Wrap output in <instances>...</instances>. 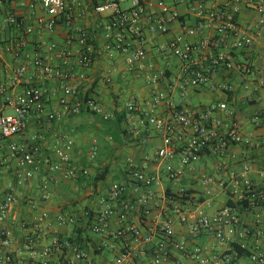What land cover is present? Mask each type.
Segmentation results:
<instances>
[{"label": "crops", "instance_id": "crops-1", "mask_svg": "<svg viewBox=\"0 0 264 264\" xmlns=\"http://www.w3.org/2000/svg\"><path fill=\"white\" fill-rule=\"evenodd\" d=\"M41 1L0 0V116L7 111L13 114L9 101L27 89L45 95L43 114H34L11 140L0 135V205L9 193L16 198L2 223L10 236L8 246L0 242V253H11L18 264L44 262L43 251L48 247L52 248L50 264L68 260L76 264H213L235 244L251 255H264V12L256 9L258 0H206L207 9L238 6L237 24L253 42L231 53L235 67L240 65L243 70H213L209 83L194 87L184 84L187 63L162 53L166 44L182 40L184 45L193 46L196 51L192 61L205 67L213 56L230 52V43L213 50L199 48L202 39L215 38L216 29L197 30L192 11L197 0L148 1L144 20L147 58L134 68L127 66L121 52L112 47L107 50L114 45L116 34L107 36L103 27L109 17L97 14L94 5L83 0L84 6H72L73 28L58 24L49 30L50 15ZM160 2L180 14L169 22L166 35L151 32L163 17ZM11 17L19 24L11 23ZM76 29H86L93 46L92 62L87 67L80 63L84 47ZM189 29L197 30L196 35L190 36ZM139 47L135 42L134 48ZM36 59H42L55 73L42 74L35 66ZM23 67L26 71L20 75ZM68 88L78 90L80 100H95L109 118L85 107L81 113L66 112L61 102L66 100L72 108L78 99L65 94ZM157 93L165 98L155 105ZM176 96L180 98L178 103L174 101ZM133 100L137 110L129 114L127 105ZM180 103L200 113L213 104L226 103L228 110H219L214 119L222 120L223 129L235 124L248 143L232 144L220 155L206 152L193 166L184 167L178 180L170 179L168 166L181 168L183 145L195 130L185 129L180 135L182 141L176 136L174 156L160 159L158 151L164 147V138L149 120L170 115ZM52 113L63 114L62 120L49 121ZM64 137L74 143L72 164L88 171L78 181L65 179L46 163L31 170L28 177L9 150L12 142L20 146L37 144L45 159L57 162L54 149ZM93 146L98 150L94 157ZM131 164L157 178L150 197L145 188L135 191V180L129 173ZM103 173L105 178L96 182ZM51 178L54 180L46 193L43 184ZM116 182L126 186L123 202L134 206L127 221L113 217L103 234L92 232L81 221L68 225L57 222L64 213L100 212L101 199L109 197ZM141 198L146 203L140 204ZM244 199L248 206L241 203ZM231 204L239 208V232L227 234L226 240L220 241L214 231H192L195 217L213 216ZM44 213L49 215V224L40 227ZM168 225L174 230L172 238L165 234ZM127 227L140 230L151 241H136L133 233L125 230ZM77 236H81L79 240ZM29 237L37 239L30 243ZM56 239L68 240L70 246L58 249L54 247ZM77 250L86 253L85 259H76ZM250 257H237L235 264H250Z\"/></svg>", "mask_w": 264, "mask_h": 264}, {"label": "built area", "instance_id": "built-area-1", "mask_svg": "<svg viewBox=\"0 0 264 264\" xmlns=\"http://www.w3.org/2000/svg\"><path fill=\"white\" fill-rule=\"evenodd\" d=\"M94 5V10L97 14L109 17V21L104 25L105 32L108 37H112L114 33V45L108 46L121 52L125 57V62L129 68L142 63L147 58L145 46L147 45V38L144 30V20L146 16L147 4L149 0H87ZM177 3H186L188 0H176ZM42 8L50 15V21L47 24L49 30H53L58 24H63L67 28H73V12L72 6H84L83 0H42ZM124 5H128L124 8ZM159 7L162 10L163 17L159 19L156 26L151 28L153 34L166 35L169 32L168 24L171 20L180 17L177 11H172L164 2H160ZM256 9L264 12V0H258L255 3ZM198 21V29L202 30L206 27H214L216 29V36L213 39H202L199 45L200 49L213 50L216 47H225L230 43V52L222 51L220 55L213 56L208 67L200 65V63L192 61V55L196 51L193 46L183 44L182 40L166 44L162 48V53L168 57H176L182 62L187 63V70L185 74V85L200 86L210 82V73L213 70H243V67L235 65L232 62L231 53L233 50L244 49L249 47L253 40L246 31H242L237 24V14L239 12L238 6L223 7L221 9H207L206 0H197V4L192 9ZM13 24H19L15 17L10 18ZM264 25V19L261 21ZM195 29H189L190 36L197 33ZM80 44L84 47V52L80 58V63L87 67L91 64V55L93 53V46L89 43V33L86 29H76ZM139 43L138 49L134 48V43ZM35 66L38 67L45 76H52L55 71L53 68L47 66L42 59L35 60ZM26 68L20 69L19 74L23 75ZM247 72L250 69L246 68ZM157 78V77H156ZM65 94L78 98V90L66 89ZM44 93L37 89H27L21 96L8 103L14 113L10 115L0 116V135L3 139L11 140L16 137L26 126L28 120L34 114H43L45 111ZM165 98L163 93H157L154 104L157 105ZM65 111L73 113H81L84 107L92 110L97 114H101L105 119V115L93 99L80 100L72 108L68 107L67 101L61 102ZM129 114L137 110V103L135 100L127 105ZM227 111L226 103H218L211 105L206 111L199 112L190 109L180 103L179 106L174 107L173 111L168 116L153 117L149 120L150 126L155 128L164 138V147L158 151L160 159L172 158L174 156L173 147L175 146V137L177 136L182 141L181 133L188 128H194L195 133L192 138L183 145V154L181 157V168L176 169L168 166L167 171L169 178L176 181L183 173L184 167L193 166L197 163L204 153L210 152L213 155H220L232 144L248 143L241 136L239 129L235 124L231 127L226 126L222 128V120L214 119V114L218 111ZM65 114V113H64ZM63 118L61 113H52L48 115L49 121L60 122ZM10 153L18 161V167L26 172L28 177H31V170H37L45 163L49 165L50 170L55 173H60L65 179L78 181L81 176L87 175V170H82L72 164V154L74 153V143L68 137L61 140V145L55 147L54 155L57 157V162H51L45 159L41 154L40 146L29 145L20 146L12 142L9 145ZM97 146L91 148L92 157L97 154ZM130 175L135 180V191L139 192L145 188L148 196L153 194V187L156 186L158 180L142 170H138L133 164L130 165ZM53 178L47 180L43 184V189L46 193L49 192L50 184ZM247 187L250 188V183L246 181ZM126 192V186L122 183L116 182L112 185L108 198L101 199L100 204L103 209L95 215H91L88 211L83 215L78 213H64L57 217V222L61 225L74 224L76 222H83L96 234H103L110 228L111 219L118 216L123 222L127 221L129 213L134 209L133 205L123 202V195ZM16 198L14 194L9 193L6 199L0 205V242L2 246H8L10 232L2 223L7 218L12 205ZM140 204L146 203L145 198L140 199ZM195 223L192 225L194 233L200 230L214 231L220 241L226 240L227 234H234L241 229V219L239 208L237 205L226 206L213 216H200L194 218ZM40 227H46L49 224V215L42 214L39 219ZM126 231L133 233L136 241H143L149 243L150 237H144L142 232L133 227H127ZM249 233V230H246ZM165 234L168 238L174 235L173 228L168 225L165 229ZM37 238L29 237L30 243ZM70 246L68 240L56 239L54 247L58 249H66ZM184 248V247H181ZM52 248L48 247L43 251L44 262L40 264H50L49 256ZM76 259H85L86 253L83 251H76ZM238 257L237 253H227L221 259L215 261L213 264H232L233 260ZM250 264H264V255L255 252L251 255ZM0 264H18L13 255L9 252L0 253ZM34 264V263H33ZM65 264H76L75 260H68Z\"/></svg>", "mask_w": 264, "mask_h": 264}, {"label": "trees", "instance_id": "trees-1", "mask_svg": "<svg viewBox=\"0 0 264 264\" xmlns=\"http://www.w3.org/2000/svg\"><path fill=\"white\" fill-rule=\"evenodd\" d=\"M104 178H105V174L103 173V174L98 175L95 180L96 182H98V181L103 180ZM241 203H243L244 206H248V201L246 199H244ZM231 206L233 205L231 204ZM80 237L81 236H77L76 237L77 240H79ZM230 253H237L238 257H250L251 256L250 252L246 248H242V246L239 244H235L233 246V249L230 251ZM232 264H235V260H233Z\"/></svg>", "mask_w": 264, "mask_h": 264}, {"label": "rangeland", "instance_id": "rangeland-1", "mask_svg": "<svg viewBox=\"0 0 264 264\" xmlns=\"http://www.w3.org/2000/svg\"><path fill=\"white\" fill-rule=\"evenodd\" d=\"M179 99H180V98H179L178 96H176L175 99H174V101H175L176 103H178V102H179ZM5 114H7V115H8V114H12V112H11V111H7Z\"/></svg>", "mask_w": 264, "mask_h": 264}]
</instances>
